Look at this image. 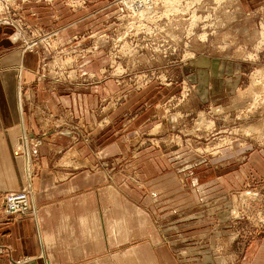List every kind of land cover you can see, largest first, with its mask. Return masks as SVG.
Returning a JSON list of instances; mask_svg holds the SVG:
<instances>
[{
    "label": "rangeland",
    "instance_id": "374dc122",
    "mask_svg": "<svg viewBox=\"0 0 264 264\" xmlns=\"http://www.w3.org/2000/svg\"><path fill=\"white\" fill-rule=\"evenodd\" d=\"M16 52L29 121L15 152L24 156L27 136L32 181L44 157L68 178L104 171L152 216L178 264H255L264 247V0H0V61ZM121 131L114 143L124 153L102 156ZM14 192L3 216H36L31 199L27 214L6 213ZM24 259L36 258L0 264Z\"/></svg>",
    "mask_w": 264,
    "mask_h": 264
},
{
    "label": "crops",
    "instance_id": "0c3cea01",
    "mask_svg": "<svg viewBox=\"0 0 264 264\" xmlns=\"http://www.w3.org/2000/svg\"><path fill=\"white\" fill-rule=\"evenodd\" d=\"M13 56L11 62L0 61V207L8 192L33 191L30 199L37 214L15 220L0 211V263L30 256L36 259L27 264H178L152 216L122 194L116 180L108 186L104 171L68 178L65 171L50 169L44 157L39 177L32 181L25 155L17 157L15 152L16 139L29 120L17 82L23 68L12 65L19 63L20 54ZM125 111L116 110L110 121L120 120ZM122 133H113L100 145L102 156L124 153L125 147L114 143ZM55 139L66 145L65 138ZM263 260L264 247L255 264Z\"/></svg>",
    "mask_w": 264,
    "mask_h": 264
},
{
    "label": "built area",
    "instance_id": "2783aa9c",
    "mask_svg": "<svg viewBox=\"0 0 264 264\" xmlns=\"http://www.w3.org/2000/svg\"><path fill=\"white\" fill-rule=\"evenodd\" d=\"M7 201L5 203L7 205L6 213L7 214H17L23 213L27 214L30 212V201H28L27 195L24 192H14L8 194ZM32 210V209H31ZM27 260L16 261L15 264H24Z\"/></svg>",
    "mask_w": 264,
    "mask_h": 264
},
{
    "label": "bare ground",
    "instance_id": "6f19581e",
    "mask_svg": "<svg viewBox=\"0 0 264 264\" xmlns=\"http://www.w3.org/2000/svg\"><path fill=\"white\" fill-rule=\"evenodd\" d=\"M145 5V4H144ZM21 33V32H20ZM19 34V32H18ZM16 37H19L18 35ZM17 40V39H16ZM35 40V39H34ZM34 42V41H33ZM65 65V64H64ZM26 135V134H25ZM27 136H25V140L22 142V144H18V148L24 153L25 158H26V162L27 165L29 166V169L31 168V155H30V151L28 149L27 146ZM20 192H24L27 195L28 201H30V196H29V191L25 192V191H20ZM33 210V209H32ZM34 211V210H33Z\"/></svg>",
    "mask_w": 264,
    "mask_h": 264
}]
</instances>
